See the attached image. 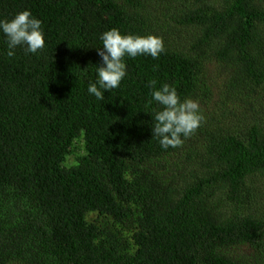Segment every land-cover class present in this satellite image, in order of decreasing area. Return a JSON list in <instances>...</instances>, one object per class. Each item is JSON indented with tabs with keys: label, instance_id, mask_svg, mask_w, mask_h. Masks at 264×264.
Wrapping results in <instances>:
<instances>
[{
	"label": "trees",
	"instance_id": "trees-1",
	"mask_svg": "<svg viewBox=\"0 0 264 264\" xmlns=\"http://www.w3.org/2000/svg\"><path fill=\"white\" fill-rule=\"evenodd\" d=\"M46 47L0 33V264H264V0H0ZM157 35L98 101L100 36ZM197 100L179 148L152 135L149 82Z\"/></svg>",
	"mask_w": 264,
	"mask_h": 264
},
{
	"label": "clouds",
	"instance_id": "clouds-1",
	"mask_svg": "<svg viewBox=\"0 0 264 264\" xmlns=\"http://www.w3.org/2000/svg\"><path fill=\"white\" fill-rule=\"evenodd\" d=\"M0 33L7 45V56L13 57L18 47L25 54H39L46 47V39L42 21L30 11L16 13L10 19H0ZM97 47L102 63L96 67V79L88 85V94L96 100H104L106 92L118 89L127 75L125 58L135 59L138 56H150L158 59L165 51L164 41L157 35H139L122 33L118 28L105 31ZM157 82H149V104L155 103L159 109H153L152 135L161 148H179L191 137L204 120L201 106L197 100L182 99L177 89L164 83L160 87Z\"/></svg>",
	"mask_w": 264,
	"mask_h": 264
}]
</instances>
